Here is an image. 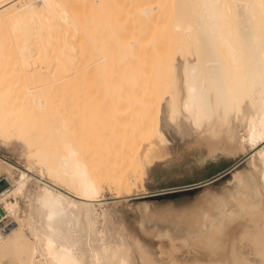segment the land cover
Here are the masks:
<instances>
[{
	"label": "bare ground",
	"instance_id": "1",
	"mask_svg": "<svg viewBox=\"0 0 264 264\" xmlns=\"http://www.w3.org/2000/svg\"><path fill=\"white\" fill-rule=\"evenodd\" d=\"M112 1L74 18L67 0H0V137L25 141L34 163L26 173L0 160V222L13 221L0 264H264V0ZM116 2L147 35L121 33ZM170 10L173 36L154 34ZM164 109L211 158L256 153L236 208L205 235L128 249L99 228L100 199L106 182L135 188L171 153Z\"/></svg>",
	"mask_w": 264,
	"mask_h": 264
},
{
	"label": "rangeland",
	"instance_id": "2",
	"mask_svg": "<svg viewBox=\"0 0 264 264\" xmlns=\"http://www.w3.org/2000/svg\"><path fill=\"white\" fill-rule=\"evenodd\" d=\"M68 1L69 0H67V2ZM82 1H72V3H74V8L72 7V3H70V1L68 2L69 6L73 8L72 10H74L73 15L79 16V14H81V10H76L86 8V3L90 0ZM132 1L134 2V0ZM132 1L127 0L129 4L133 3ZM135 1L137 2V0ZM110 2H108V4H110ZM117 2L114 3L115 8L119 9L120 4L122 3L120 2L117 4ZM127 2H125L124 5L122 4L119 9L120 12L118 9H115L114 11L113 8V11L116 12L117 15L115 13L111 14V16L114 14V17L112 18H115L116 20L120 19V21L118 20L116 22L119 29H121L120 31H122L121 33L125 32L127 36H130L129 34L138 33L139 35L140 33H142L141 35H147L148 31L143 32L140 30L139 32L138 29L134 28L137 26L135 25L137 23L133 22L134 20H132V22L135 24L127 21L128 14L126 15L127 11L124 10L127 8V6L125 7ZM76 3L77 5H75ZM114 4L111 5L114 7ZM116 4L118 7H116ZM176 6L177 7L175 8L179 9L178 3ZM172 7L174 8L171 2L170 8ZM172 10H170V13L166 15L167 18L165 17V20L162 21L164 25H161L163 24L162 22L158 23V21H156L158 25L155 22V28L157 31L153 28L154 30H152L154 34L162 33L163 35L165 33L163 36H168L169 38L168 34L170 33L168 32H171L172 29L169 30L168 25L173 20L172 18L174 16L172 15L175 14V11L173 14L171 13ZM110 11L113 12L112 9H110ZM82 12H84V10H82ZM118 14L120 15L118 16ZM77 16L74 18H77ZM80 17H82V14ZM126 22L129 25L126 24ZM129 26L131 27L129 28ZM71 27L74 28L73 25H71ZM171 27L172 26L170 25V28ZM73 28L72 34L69 35V39L72 38L73 40L68 42H72V45L74 44L76 47H74V45H70L68 42L67 45L77 51L78 47L75 38L78 42L77 35H79V32L77 34L78 29H75L77 31H73ZM130 29H132V31ZM134 30L136 33H133ZM152 30H150L149 34L152 33ZM172 34L174 33L171 32L170 37L173 36ZM66 48L64 49L65 52ZM72 53L73 52H71V54ZM188 63L194 64L195 60L190 57H185L183 59V67L185 68ZM46 65L47 64H45V66ZM45 66L44 68H41V72L46 75L48 68ZM91 85L90 87H93H89L88 91H90V89L91 91L94 89L95 86ZM85 87L88 88V86ZM88 95V97H85V100L88 98L89 104L91 101L89 99H92L94 95ZM90 104H92V101ZM91 122L93 123L92 119ZM183 122L185 121L182 117L179 122L180 126L174 124L164 109L160 130L164 133L166 140L170 143H168V148L170 149L168 153L171 152V155L169 154L164 160L156 163L154 165L155 167L152 166L149 168L148 175L143 180L144 182H138L135 188L132 187L133 189L125 188L119 190L117 187H113V185L111 186L108 182H106L107 184H104V196L102 195V199L100 200L102 201V210L105 211L106 214V222L101 220L99 228L109 231H107V233L110 240L116 243L121 241L126 244L128 249H131L133 246L135 238L140 239L143 244L148 246L153 245L152 247L157 246L160 242H166L168 238H173V240L178 242H182L188 238L196 240L199 236L206 234L208 228L213 222L215 224H219L222 221L221 212L224 209L226 212H230L236 208L235 201L239 195V186L241 184L239 183L241 179L240 177L243 174L245 175L248 173L249 162L252 154L254 155L256 152L250 151L244 154L237 153L235 156H225L220 154L215 158H211L208 154L209 151L207 145L197 141V131L194 129L195 127L191 124H186V122L183 124ZM194 143L198 144L195 145ZM190 145L192 149L190 148ZM200 146L202 149H200ZM27 157H29V147L25 141L15 138L7 141L6 139L0 137V160L11 164L18 169V171L29 173V165L34 163L30 162L29 158L27 160ZM38 170H40V168L36 167L34 174L37 175ZM15 173L17 177L18 172L15 171ZM245 176H242V178H245ZM3 178L4 177L0 176V181ZM19 200L22 207L25 209V204L23 203L27 204V200L24 199L23 201V198H20ZM21 216L24 217V214L22 213ZM34 221L36 222L37 219ZM12 222L13 221L11 219L2 218L0 222V229L9 230L13 226ZM128 245L130 247H128ZM133 262H135V260ZM135 263L139 264L140 261Z\"/></svg>",
	"mask_w": 264,
	"mask_h": 264
},
{
	"label": "water",
	"instance_id": "3",
	"mask_svg": "<svg viewBox=\"0 0 264 264\" xmlns=\"http://www.w3.org/2000/svg\"><path fill=\"white\" fill-rule=\"evenodd\" d=\"M6 183L5 182H1L0 183V192L3 191L6 188ZM4 215V212L0 209V218Z\"/></svg>",
	"mask_w": 264,
	"mask_h": 264
},
{
	"label": "crops",
	"instance_id": "4",
	"mask_svg": "<svg viewBox=\"0 0 264 264\" xmlns=\"http://www.w3.org/2000/svg\"><path fill=\"white\" fill-rule=\"evenodd\" d=\"M164 134V133H163Z\"/></svg>",
	"mask_w": 264,
	"mask_h": 264
}]
</instances>
